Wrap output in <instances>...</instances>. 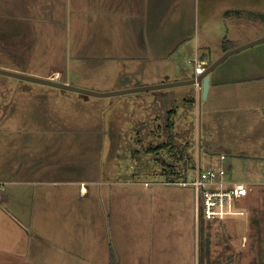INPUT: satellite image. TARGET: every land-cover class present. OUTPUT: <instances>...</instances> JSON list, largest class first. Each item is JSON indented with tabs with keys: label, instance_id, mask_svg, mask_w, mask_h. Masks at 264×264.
I'll list each match as a JSON object with an SVG mask.
<instances>
[{
	"label": "rangeland",
	"instance_id": "obj_1",
	"mask_svg": "<svg viewBox=\"0 0 264 264\" xmlns=\"http://www.w3.org/2000/svg\"><path fill=\"white\" fill-rule=\"evenodd\" d=\"M200 7L195 0L182 5L152 1V12L156 13H152V23L148 20L128 29L141 40L151 33L159 39V46H172L175 37L187 39L180 51L159 47L153 51L157 55L151 56L119 51L111 46L118 32L98 21L88 25L82 20L70 26L69 40L43 42L62 49L63 44H73L77 50L58 51L46 46L43 52L53 55L22 56L19 52L23 47L18 45L29 42L25 37L32 36V27L3 25L0 27L9 31L2 40L13 52L6 50L4 54L11 56H0V69L105 93L126 85L190 79L196 66L208 67L225 47L236 48L264 37V19L205 24ZM18 28L24 31L20 37L12 32ZM40 29L46 38L54 35L47 26ZM221 31H228V35ZM203 43L211 47L210 52L199 48ZM210 87L205 99L190 85L95 97L0 74V176L33 179L41 168L42 173L56 170L44 175L47 179L86 182L88 196L80 197L77 185L62 194L55 207L64 212L75 210L79 227L87 209L99 216L106 211L111 230L107 237L115 253L120 222L131 217L133 227V195L144 196L146 223L151 217L158 227V231H148L159 241L161 255V247L170 248L178 239L181 243L184 233L167 212V208L173 209L167 199L174 193L184 195L176 206L181 223L185 194L192 198L193 193L196 204L193 186L167 183V176L162 175L164 164L176 165L179 174L175 181L193 182L199 157L202 169L228 167L226 179L250 184L248 196L220 219L201 217L200 226L196 223L195 236L197 242L200 238L205 264H264V42L226 58L211 72ZM221 155L226 160L221 161ZM54 185L59 183L49 186ZM90 195H94L92 202ZM150 195L152 207L146 197ZM154 208L157 216L151 215ZM121 209L125 211L120 216Z\"/></svg>",
	"mask_w": 264,
	"mask_h": 264
},
{
	"label": "crops",
	"instance_id": "obj_2",
	"mask_svg": "<svg viewBox=\"0 0 264 264\" xmlns=\"http://www.w3.org/2000/svg\"><path fill=\"white\" fill-rule=\"evenodd\" d=\"M152 1L156 0H0V26L25 25L29 26V29L32 27V36L25 37L29 42L25 45H18V47H23L19 52L22 56L53 55L43 52L46 46L51 50L58 51L77 50L78 47L73 44L69 46L63 44L62 49L58 44L45 45L43 42L69 40L67 36L72 30L70 26L78 25L79 20L85 21L88 25L98 21L106 29L112 27L114 32H118V36L115 44H111V46L118 47L119 51H130L129 56L157 55L153 51L159 47H164V50L171 52L182 50L184 40L187 39L183 36L175 37L176 41L172 46H168L166 43L159 46V39L152 38L151 33L141 40L137 33L134 34L133 30L128 29L130 25H142L146 21H150L149 24L152 23L153 15L156 16V13L152 12ZM170 1L182 5L190 0ZM195 2L197 8L200 5L202 7L200 9L203 10L202 17L205 24H209V22L223 24L235 19L246 23L247 20L251 21L254 18L264 19V0H195ZM142 17L144 18L142 19ZM41 26H47L54 35L44 37V32L40 29ZM125 26L127 27L125 28ZM5 31H9V29L0 27V56H11L4 54L6 50L13 52V49L5 48L7 45L2 40ZM12 32H16L19 37L24 34L20 28ZM120 32L124 35L120 36ZM223 33L228 35V31H221V34ZM91 39L93 40L92 37ZM199 48L211 51V47L205 43ZM228 48L226 51L229 50ZM223 52L225 51L223 50ZM119 55L123 56V53L120 52ZM199 55L201 54L198 53L197 56ZM127 87H133V85H126L124 88ZM210 88L209 84L208 92ZM194 89L197 95L200 94L196 87ZM236 151L235 153L241 152L240 150ZM40 169L35 172L36 178L33 179L22 177L20 180L13 176L4 178L0 176V182L5 183V189L0 194V228L2 225V230L0 229V264H110L111 254L114 256L115 264H205V257L201 255L200 238L198 237L197 242L195 236L197 222L193 193V199L185 194L187 203L183 208L182 223L177 218L178 208L176 206L179 198L184 195L174 193L171 194L170 199H167L173 207V209L167 208V212H170L174 219L176 218V220L173 219V223L177 225V228L183 229L185 234L182 233L181 243L178 239L170 248L161 247V255H159V241H154L151 237L153 235L148 231V229L152 232L158 231V227H155L156 220L152 224L154 220L150 217L149 224L146 223L148 211L142 209L144 196L133 195L134 200L139 201L135 202L134 206L133 227L129 221L131 217L120 222L116 230L118 235L115 253L107 237L111 230L107 227L109 219L106 211H102L103 214L99 216L87 209L85 221H82L79 227V223L76 221L78 215L75 210L64 212L55 207L57 199H63L62 194L70 192L77 185L79 196H88L90 191H88L87 183L82 180L47 179L44 178V175L55 173L56 170L44 171L43 174ZM37 176L40 177L37 178ZM58 183L59 185H54V187L49 186ZM146 197L150 201L149 207H152V196ZM93 199L94 195H90L88 198L90 202ZM124 209H121L120 216L123 215ZM156 212H158L156 208L151 209V215L157 216ZM179 222L182 224L181 226H179ZM171 226L173 225L171 224ZM198 226H200V222H198ZM5 228L6 236L3 238L2 231ZM95 233L97 234L95 235ZM96 240L97 244H95ZM130 240H133L132 244ZM107 255L108 259H106Z\"/></svg>",
	"mask_w": 264,
	"mask_h": 264
},
{
	"label": "built area",
	"instance_id": "obj_3",
	"mask_svg": "<svg viewBox=\"0 0 264 264\" xmlns=\"http://www.w3.org/2000/svg\"><path fill=\"white\" fill-rule=\"evenodd\" d=\"M204 68L196 66L195 72L201 73ZM220 160H225L221 155ZM195 180L193 182L171 181L168 184H177L182 187L191 185L195 189L196 219L202 217L207 221L220 219L228 213L232 206L242 201L249 193V187L245 183L228 180L227 169L223 166L207 167L202 169L200 158L196 157L194 170ZM5 189V183L0 182V194ZM197 222V224H198Z\"/></svg>",
	"mask_w": 264,
	"mask_h": 264
},
{
	"label": "water",
	"instance_id": "obj_4",
	"mask_svg": "<svg viewBox=\"0 0 264 264\" xmlns=\"http://www.w3.org/2000/svg\"><path fill=\"white\" fill-rule=\"evenodd\" d=\"M262 42H264V37L258 40L252 41L250 43L244 44L242 46L232 48V49L225 51L217 60L212 62L208 67L204 68V70L201 73L197 74L196 72H194L193 76L190 79L177 81V82L161 83L157 85L133 86V87H127V88H123L120 90H115V91H110V92H105V93H99V92H94V91L74 87L67 83H63L55 79H43V78L29 76V75L7 71L3 69H0V74L6 75L9 77H14L17 79H21V80L28 81V82H34V83L62 89V90L72 91V92L79 93L82 95H87V96L90 95V96H95V97H110V96H116V95L139 93L143 91H154V90H160L164 88L190 85L192 87H196L199 90L200 95H202L203 99H205L207 97L208 90H209L211 72L229 56L235 53H238L244 49H247L251 46H254L256 44L262 43Z\"/></svg>",
	"mask_w": 264,
	"mask_h": 264
},
{
	"label": "trees",
	"instance_id": "obj_5",
	"mask_svg": "<svg viewBox=\"0 0 264 264\" xmlns=\"http://www.w3.org/2000/svg\"><path fill=\"white\" fill-rule=\"evenodd\" d=\"M224 51H226V48H224ZM179 156L181 157L180 154H179ZM164 166H165V171H164V174H162V175H166L167 176V180L166 181H168V182L174 181V177L178 176V174H179L176 171L177 169H175L176 165L173 164V163H172V165L165 163ZM110 264H115V259H114L113 254H111V257H110Z\"/></svg>",
	"mask_w": 264,
	"mask_h": 264
}]
</instances>
